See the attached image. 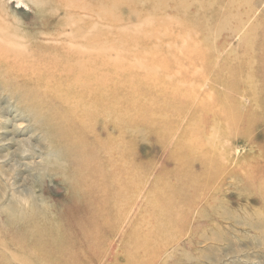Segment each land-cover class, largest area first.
Masks as SVG:
<instances>
[{
    "label": "bare ground",
    "instance_id": "obj_1",
    "mask_svg": "<svg viewBox=\"0 0 264 264\" xmlns=\"http://www.w3.org/2000/svg\"><path fill=\"white\" fill-rule=\"evenodd\" d=\"M102 1L108 12L102 11ZM37 3L40 10L58 14L59 25L34 42L6 23L9 15L0 2V73L26 91L33 107L44 114V126L58 133L55 148H63L72 160L60 167L68 172L70 195L64 205L55 206L59 210L50 219L32 222L10 239L0 232V264H77L75 256L87 248L96 255L84 257L85 263L156 264L184 232L190 209L218 175L222 150L213 136H225L241 122L248 126L241 131L246 137L259 127L264 130V17L245 32L234 52L223 54L228 29L242 27L252 13L251 0H174L183 29L202 39L189 45L192 50L169 51L160 61L153 54L137 64L141 51L120 53L113 30L101 26V19L115 23L113 0ZM186 8L194 13L183 12ZM242 53L260 60L244 63ZM197 66L206 73L189 76ZM159 75L165 81L153 85ZM206 83H211L215 100L205 91ZM240 94L250 96L251 108L243 109ZM208 116L216 132L203 125ZM142 127L160 142L168 162L156 160L151 169L135 163L132 154ZM166 165L180 176L187 174L182 177L187 196L182 194L188 199L183 207L164 206L152 228L139 214L152 194L146 186L158 182L156 172ZM257 179L264 206V179ZM11 211L16 214L15 208ZM117 233L122 250L135 248L121 263Z\"/></svg>",
    "mask_w": 264,
    "mask_h": 264
},
{
    "label": "rangeland",
    "instance_id": "obj_2",
    "mask_svg": "<svg viewBox=\"0 0 264 264\" xmlns=\"http://www.w3.org/2000/svg\"><path fill=\"white\" fill-rule=\"evenodd\" d=\"M173 1L113 0L111 16L115 17V23L109 24L101 19V26L113 30L120 53L141 51V55L135 59L137 64H141L143 59L145 64L153 54L160 61L169 51L174 52L178 48L182 51L192 50L190 47L193 41L201 40L202 36L183 29L185 25L182 16L176 12ZM0 2L10 17L6 19V23H13L11 26L15 30L28 35L34 42L41 41L45 33L59 25L58 14L47 13L43 9L41 11V3H37L39 0ZM106 5L101 2L102 11H105ZM185 10L183 12L194 13L193 8ZM251 11V15L243 19L241 28L228 29L221 53L225 54L229 50L234 52L233 49H237L242 43L245 32L257 19L264 17V0H251ZM162 38L165 39L164 43L159 42ZM104 43L106 42H102ZM233 56L236 58L237 55ZM256 59L260 60L242 53L241 61L244 63L254 62ZM192 71L189 76L206 73V69L199 67ZM244 71V74L248 73L247 70ZM249 74L251 73L247 75ZM164 81L160 75L156 76L153 85H160ZM209 84L206 83L204 89L209 98L215 100ZM239 100L243 109L251 108L250 96L240 94ZM30 102L32 100L25 90L0 73V232L6 239H10L12 233L18 235L20 230L23 231L32 222L50 219L54 211L59 210L55 206L64 205L70 195L68 172L62 173L60 167L69 165L71 157L63 148H55L58 133L44 126V114ZM203 125L217 131L211 116L204 119ZM247 127L241 122L231 133L222 137L213 136L220 142L218 151L222 150V165L218 166V175L211 181L201 200L190 209V220L184 232L175 243L162 251L156 264H264V206L255 184L258 182L257 178L264 179V130L259 127L251 131L250 137H246L241 131L247 130ZM138 134L136 150L132 154L136 164L151 169L156 160L161 164L168 162L155 137L150 136L144 127L138 130ZM174 169L169 165L159 168L156 172L158 182L146 186L147 193L151 194L152 191V194L145 199L147 209L139 214L143 224L151 221L154 228L157 226L154 224L157 223V218L165 210L164 206L183 207L182 203H187L188 198H183L182 194H185L183 189H186L182 177L187 174L180 176ZM44 203L49 206L44 207ZM12 208L16 209L15 215L12 214ZM115 235L118 260L121 263L135 248L128 246L122 250L119 246L121 235ZM92 254L96 255L88 248L87 251L79 252L75 256L78 258L76 263L95 264L91 261L85 263L84 257L90 258Z\"/></svg>",
    "mask_w": 264,
    "mask_h": 264
}]
</instances>
